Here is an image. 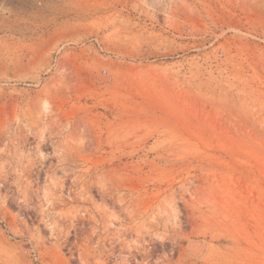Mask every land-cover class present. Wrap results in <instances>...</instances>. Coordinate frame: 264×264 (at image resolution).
Segmentation results:
<instances>
[{
	"label": "rangeland",
	"instance_id": "rangeland-1",
	"mask_svg": "<svg viewBox=\"0 0 264 264\" xmlns=\"http://www.w3.org/2000/svg\"><path fill=\"white\" fill-rule=\"evenodd\" d=\"M0 264H264V0H0Z\"/></svg>",
	"mask_w": 264,
	"mask_h": 264
}]
</instances>
